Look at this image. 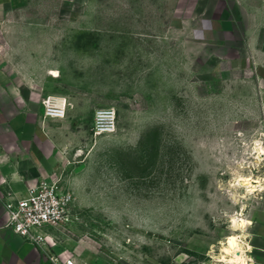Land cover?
I'll return each mask as SVG.
<instances>
[{
  "label": "rangeland",
  "instance_id": "obj_1",
  "mask_svg": "<svg viewBox=\"0 0 264 264\" xmlns=\"http://www.w3.org/2000/svg\"><path fill=\"white\" fill-rule=\"evenodd\" d=\"M24 4L0 28L4 67L72 105L60 250L101 264H221L233 216L245 241L264 223V192L244 200L234 186L242 175L264 183V68L227 61L247 52L236 1ZM105 108L117 130L95 136Z\"/></svg>",
  "mask_w": 264,
  "mask_h": 264
},
{
  "label": "crops",
  "instance_id": "obj_2",
  "mask_svg": "<svg viewBox=\"0 0 264 264\" xmlns=\"http://www.w3.org/2000/svg\"><path fill=\"white\" fill-rule=\"evenodd\" d=\"M235 1L237 15L246 18L247 52L230 56L227 61L237 66L257 63L264 68V0ZM24 2L27 0H0V28L23 8ZM223 23L229 28L233 22ZM16 78L0 58V264H65L70 258L77 264H101L90 257L88 250L71 255L60 250L54 227L45 228L48 238L41 246L23 240L7 227L5 204L23 197L30 186L57 179L67 169L74 141L65 119L44 118L42 100L48 96L44 93L48 88H34L35 84ZM259 93L264 97V89ZM262 107L264 111V103ZM246 243L251 247L246 264H264V223L257 224Z\"/></svg>",
  "mask_w": 264,
  "mask_h": 264
},
{
  "label": "built area",
  "instance_id": "obj_3",
  "mask_svg": "<svg viewBox=\"0 0 264 264\" xmlns=\"http://www.w3.org/2000/svg\"><path fill=\"white\" fill-rule=\"evenodd\" d=\"M42 107L45 119L64 120L72 105L66 97L48 95L42 100ZM116 130L117 117L113 108L95 112L92 125L95 136L110 135ZM73 201V194L63 186L60 178L30 186L23 197L5 204L9 216L7 227L23 240L41 246L48 238L45 228L70 221ZM65 264L77 263L70 258Z\"/></svg>",
  "mask_w": 264,
  "mask_h": 264
},
{
  "label": "bare ground",
  "instance_id": "obj_4",
  "mask_svg": "<svg viewBox=\"0 0 264 264\" xmlns=\"http://www.w3.org/2000/svg\"><path fill=\"white\" fill-rule=\"evenodd\" d=\"M255 156L257 162H261L264 159V146L261 143H257L255 147ZM237 181L238 184L234 186L245 188V194L241 197L244 200L248 199L249 196L264 192V183L260 178L242 175ZM242 216L243 214L238 213L231 218L232 229L236 233L230 235L226 243L223 244L222 254L218 261L221 264H246V260L249 258L247 250L251 249V247L246 243L245 238H243L245 237L244 234H239V232H243L245 229L243 220L240 218ZM232 238L234 240H232V243H229L228 241Z\"/></svg>",
  "mask_w": 264,
  "mask_h": 264
},
{
  "label": "snow or ice",
  "instance_id": "obj_5",
  "mask_svg": "<svg viewBox=\"0 0 264 264\" xmlns=\"http://www.w3.org/2000/svg\"><path fill=\"white\" fill-rule=\"evenodd\" d=\"M232 240H234V238L230 239L228 242H229V243H232Z\"/></svg>",
  "mask_w": 264,
  "mask_h": 264
}]
</instances>
